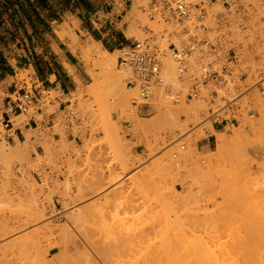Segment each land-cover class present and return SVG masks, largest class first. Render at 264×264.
<instances>
[{
	"label": "rangeland",
	"instance_id": "rangeland-1",
	"mask_svg": "<svg viewBox=\"0 0 264 264\" xmlns=\"http://www.w3.org/2000/svg\"><path fill=\"white\" fill-rule=\"evenodd\" d=\"M154 1L126 7L120 24L129 46L148 40L163 48L161 35L180 43L181 25L154 12ZM233 1L238 10L214 2L204 19L223 45L207 59L219 72L227 64L220 79L200 82L204 59L196 56L179 76L165 48L163 84L143 101L117 62L128 47L106 54L102 69L73 50L85 39L66 27L84 84L62 110L50 103L54 92L44 96L52 127L29 128L15 144L0 136V264H145L151 251L166 253V264H264V0ZM26 73L19 78L28 81ZM197 104V116L187 113ZM213 119L222 125L217 133ZM208 131L214 136L203 146Z\"/></svg>",
	"mask_w": 264,
	"mask_h": 264
},
{
	"label": "crops",
	"instance_id": "crops-1",
	"mask_svg": "<svg viewBox=\"0 0 264 264\" xmlns=\"http://www.w3.org/2000/svg\"><path fill=\"white\" fill-rule=\"evenodd\" d=\"M131 3L132 0H0V115L12 117L10 102L28 83L37 92H54L50 103H57L56 109L62 110L69 94L84 84L86 74L67 36H59L56 27H62V34L68 26L85 41L91 37L113 53L129 47L123 31L125 24L120 22ZM24 71L28 81L19 78ZM54 117L55 112L47 115L42 109L36 110L21 125L11 122L3 139L15 144L24 139L29 128L38 124L52 127ZM210 123L216 133L222 126L214 119ZM213 136L208 131L200 138L201 144L208 146Z\"/></svg>",
	"mask_w": 264,
	"mask_h": 264
},
{
	"label": "built area",
	"instance_id": "built-area-1",
	"mask_svg": "<svg viewBox=\"0 0 264 264\" xmlns=\"http://www.w3.org/2000/svg\"><path fill=\"white\" fill-rule=\"evenodd\" d=\"M214 2H219L227 12L238 10V6H235L233 0H158L153 2L152 9L154 12L165 20L176 21L181 25L179 31L181 37L179 38L180 43H177L172 38H164V35H161V39H165L164 41L166 42V46L163 48L152 44L148 40H134L128 47L127 52L118 56V64L128 67L131 71L127 83L137 89L138 99L143 101L151 98L153 96L152 87L163 84L164 75L160 50L165 48L169 50L171 59L178 63L179 76H183L181 73L186 72V68L183 65L185 60L190 56H196L204 59L198 64L200 82L220 79L227 70V64L222 65L220 68L221 72H219L218 69L213 68V62L207 61V59L211 58L213 61L217 59L218 51L223 45L220 43L219 38L208 35L210 29L204 23L208 10ZM220 15L221 19L225 18L222 10H219L216 14L218 17ZM190 19L192 21L185 23V21ZM191 26L199 29L201 36L195 35L191 30ZM227 54L226 61H233L232 53L227 51ZM20 90L21 92H17L10 102L8 110L11 112L12 117L8 114L0 115V136L2 138L8 132V128L13 122V117L21 113L27 114L30 109L32 112L41 110L44 96H48L49 93L45 91L46 93L43 94L44 90L37 92L31 86L29 88L20 87L18 91ZM166 94L170 99H178L174 91L167 90ZM134 103H136L135 100ZM50 114L51 112L47 115Z\"/></svg>",
	"mask_w": 264,
	"mask_h": 264
},
{
	"label": "bare ground",
	"instance_id": "bare-ground-1",
	"mask_svg": "<svg viewBox=\"0 0 264 264\" xmlns=\"http://www.w3.org/2000/svg\"><path fill=\"white\" fill-rule=\"evenodd\" d=\"M131 10V9H130ZM133 10V9H132ZM135 12V11H134ZM132 13V12H131ZM128 14H130V12L128 13ZM127 17V16H126ZM62 27H56V33L59 35V36H62V34H61V31H60V29H61ZM55 31V30H54ZM64 31V30H63ZM233 31V30H232ZM73 42V41H72ZM228 42V41H227ZM74 43V42H73ZM74 48H73V50H75V51H78V50H85V51H87L88 52V54L90 55V57L91 58H94L95 59V61H96V63L99 65V67H101L102 69H106V67H108L109 65H110V63H108V60H109V58H107L106 59V57L108 56V55H106V54H109V52L106 50V49H104L99 43H97L96 41H93V39L91 38V37H87V40L86 41H84V42H82V43H77V44H71ZM71 47V46H70ZM104 53V56H102L101 55V53ZM106 56V57H105ZM110 62H111V64L113 63V61H111L110 60ZM124 66H122V68H123ZM105 75H107V72L105 73ZM109 80H110V82H112V81H115V80H119L120 81V76H118V74H116V76H110V74H108L107 76H106ZM203 105V104H202ZM202 105H200V104H197L196 106H194L195 108L193 109V107H192V109H190L189 111L190 112H188L187 110V113H190V114H193V115H196L197 116V114H198V112L202 109ZM189 115V114H188ZM191 116V115H190ZM198 134V133H197ZM195 136V135H194ZM193 136V137H194ZM224 136L221 134V135H218V137H217V147H216V149H217V151H220L221 150V146H222V143H223V141H224ZM187 145V144H186ZM189 145H187V147H188ZM181 147H182V145H181ZM186 147V146H185ZM186 147V148H187ZM190 147V146H189ZM188 147V148H189ZM187 148V149H188ZM189 150V149H188ZM187 150V151H188ZM186 152V151H185ZM5 224V223H4ZM15 226H16V224H15ZM16 228H18V227H16ZM6 230H7V228H6ZM6 230H4V231H6ZM9 231H12L13 232V230H9ZM15 231V230H14ZM7 232V231H6ZM11 232V233H12ZM9 234V233H8ZM4 235H6V234H4ZM150 249V248H149ZM201 249V248H200ZM159 252V251H158ZM158 252H150V253H148L147 254V262L145 263V264H162L163 262L165 263V261L167 260H169L167 257L165 258V255H166V253H163V254H160V252L158 253ZM249 254V253H248ZM247 254V255H248ZM160 255H163L164 257H161ZM253 255V254H252ZM167 256L169 257V255L167 254ZM195 256V255H194ZM245 257V256H244ZM243 257V258H244ZM252 257V256H251ZM163 258V262H162V260L161 259ZM199 258H204L203 256L202 257H199ZM213 258V257H212ZM255 258V257H254ZM264 258V257H263ZM209 259V258H208ZM165 260V261H164ZM197 260H198V258H197ZM210 260V259H209ZM254 260V259H253ZM258 260V259H257ZM261 260H263V259H261ZM119 261V260H118ZM121 261V260H120ZM119 261V262H120ZM194 261V260H193ZM196 261V260H195ZM195 261H194V263H195ZM122 262V261H121ZM120 262V264H123L124 262H122L121 263ZM133 262V261H132ZM199 262V261H198ZM207 262H209V261H207ZM251 262V261H250ZM261 262V261H260ZM205 263V262H204ZM252 263V262H251ZM257 263V262H256ZM104 264H119L118 262L116 263V261H115V263H113V260L112 261H109V260H106L105 259V261H104ZM132 264V263H131ZM134 264H136V263H134ZM138 264V263H137ZM166 264V263H165ZM168 264H170V263H168ZM193 264V263H192ZM195 264H197V262L195 263ZM210 264V263H209Z\"/></svg>",
	"mask_w": 264,
	"mask_h": 264
}]
</instances>
